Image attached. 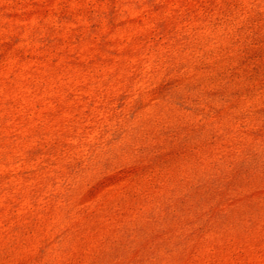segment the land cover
<instances>
[{
  "label": "rangeland",
  "instance_id": "rangeland-1",
  "mask_svg": "<svg viewBox=\"0 0 264 264\" xmlns=\"http://www.w3.org/2000/svg\"><path fill=\"white\" fill-rule=\"evenodd\" d=\"M0 264H264V0H0Z\"/></svg>",
  "mask_w": 264,
  "mask_h": 264
}]
</instances>
